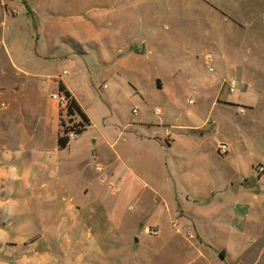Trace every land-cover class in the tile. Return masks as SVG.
Listing matches in <instances>:
<instances>
[{"label":"rangeland","instance_id":"rangeland-1","mask_svg":"<svg viewBox=\"0 0 264 264\" xmlns=\"http://www.w3.org/2000/svg\"><path fill=\"white\" fill-rule=\"evenodd\" d=\"M16 122L54 175L6 192L0 264H264V0H0Z\"/></svg>","mask_w":264,"mask_h":264},{"label":"crops","instance_id":"crops-1","mask_svg":"<svg viewBox=\"0 0 264 264\" xmlns=\"http://www.w3.org/2000/svg\"><path fill=\"white\" fill-rule=\"evenodd\" d=\"M4 23H6V19ZM61 77L63 78L62 75ZM41 122L42 121H38L37 123L35 119L33 129L38 130V125H42ZM20 127V122H16L14 126L8 123L0 125V241L6 239V237H4V239H1V237L5 233L6 227L13 224L14 217L16 216L13 207L17 206L18 203V201L13 202L12 199H9L6 192L14 188L21 190L22 193L25 191H34L37 190V188H46L48 186V174L51 176L54 175L51 166L50 151L44 148L43 145L40 146V144L34 141L33 144L30 143L27 145V140L21 135ZM18 136H21L23 140H20ZM36 138L37 135H34V139ZM228 157H230V155H228ZM253 162L254 161L249 162L245 175L249 174V167ZM226 187L225 185V203H229V205L233 206L232 215L237 220L239 219L238 216H240L239 213L237 214V211L244 209V213L248 212L246 209L250 206V204L246 205L238 200L240 194L245 192V188L229 190ZM259 189L260 187L258 186V190ZM233 194L237 196L234 200L231 198ZM30 195L33 196L31 192ZM254 196L255 194L252 195V197ZM3 197L5 199H3ZM41 197L42 196H40V198ZM225 228L227 230L229 229L226 226ZM233 232L245 234V229L240 231L234 230ZM226 233L228 235L229 231ZM236 259L232 260L234 261Z\"/></svg>","mask_w":264,"mask_h":264},{"label":"trees","instance_id":"trees-1","mask_svg":"<svg viewBox=\"0 0 264 264\" xmlns=\"http://www.w3.org/2000/svg\"><path fill=\"white\" fill-rule=\"evenodd\" d=\"M59 90L63 92L62 94L67 99V109L68 112H76L81 119L88 125L90 124L89 118L87 117L86 113L83 111V109L80 107V105L77 103V101L74 99L73 95L70 93V91L60 82L59 83ZM82 131H79L81 133ZM69 137L67 135H60L57 137V144L59 148H64L68 144Z\"/></svg>","mask_w":264,"mask_h":264},{"label":"built area","instance_id":"built-area-1","mask_svg":"<svg viewBox=\"0 0 264 264\" xmlns=\"http://www.w3.org/2000/svg\"><path fill=\"white\" fill-rule=\"evenodd\" d=\"M211 60V56L207 55L206 56V62H209ZM210 70H212V67H209ZM64 73H66V71H64ZM234 85H235V81L233 79H231L230 81H228L227 83V89L232 92L234 91ZM106 86V85H104ZM52 96L56 97V94H53ZM60 100H65L67 102V99L64 97H61ZM134 112H136V109H134ZM218 148L221 152H226L228 150V144L226 142H221L218 144ZM189 236H192V234L190 233V231H188Z\"/></svg>","mask_w":264,"mask_h":264},{"label":"water","instance_id":"water-1","mask_svg":"<svg viewBox=\"0 0 264 264\" xmlns=\"http://www.w3.org/2000/svg\"><path fill=\"white\" fill-rule=\"evenodd\" d=\"M135 240H137V238H135Z\"/></svg>","mask_w":264,"mask_h":264}]
</instances>
